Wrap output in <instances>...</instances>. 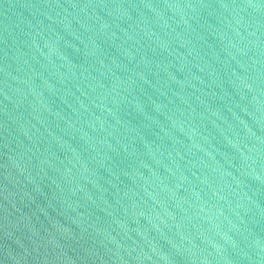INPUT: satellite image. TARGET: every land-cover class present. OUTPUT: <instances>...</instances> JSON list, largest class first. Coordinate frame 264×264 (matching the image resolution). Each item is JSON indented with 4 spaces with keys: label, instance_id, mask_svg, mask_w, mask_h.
I'll use <instances>...</instances> for the list:
<instances>
[{
    "label": "water",
    "instance_id": "obj_1",
    "mask_svg": "<svg viewBox=\"0 0 264 264\" xmlns=\"http://www.w3.org/2000/svg\"><path fill=\"white\" fill-rule=\"evenodd\" d=\"M0 264H264V0H0Z\"/></svg>",
    "mask_w": 264,
    "mask_h": 264
}]
</instances>
